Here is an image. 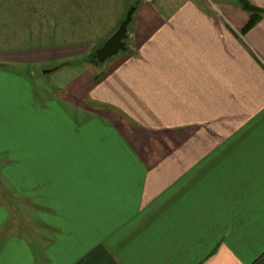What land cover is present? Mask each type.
Here are the masks:
<instances>
[{
  "label": "crops",
  "instance_id": "0c3cea01",
  "mask_svg": "<svg viewBox=\"0 0 264 264\" xmlns=\"http://www.w3.org/2000/svg\"><path fill=\"white\" fill-rule=\"evenodd\" d=\"M4 1L2 33L54 15ZM220 1L60 0L90 36L0 50V264H264V17Z\"/></svg>",
  "mask_w": 264,
  "mask_h": 264
},
{
  "label": "rangeland",
  "instance_id": "374dc122",
  "mask_svg": "<svg viewBox=\"0 0 264 264\" xmlns=\"http://www.w3.org/2000/svg\"><path fill=\"white\" fill-rule=\"evenodd\" d=\"M50 1H52V9L49 8L50 7V5H49ZM154 1L156 2L157 0H154ZM30 2H31V0H30ZM59 2H60V0H37V10L41 14L46 13L48 11V9L50 11H53V13H54V15H51L49 17V22L46 23V25H44L45 21H44L42 16L37 15L36 21H34L32 19V16L31 17L23 16L22 13H24L25 11L22 9H19L18 14H14L12 17V20H14L15 22H18L20 24V26H18L17 23H15L14 25H16V26H14L15 27L13 29L14 31L9 30V31H6L5 33L0 32V33L4 34L2 36L0 35V50L4 49L6 47H8V48H13V47L23 48V47H27V46H35L36 48H42V47H47V46L48 47L49 46H51V47L52 46L53 47L54 46H61V45L64 46L66 44L78 43V41H82L83 39H86L88 36H90L91 33H89V32L88 33H86V32H82V33L78 32L77 33V32H69L65 29L66 26L60 23V19H61V17L59 16L60 7L58 9ZM133 2H135V1H133ZM213 2L215 5H217V7H220V10L222 9V6L219 4V3H221L220 0H213ZM9 3L10 2L8 0H5L3 2V5L9 4ZM21 3H22V1H21ZM231 3H233V2H231ZM231 3H230V1H229V3L223 2V4H225V6H231L234 8H238V7L242 8V5H241V3H239V1H238V3H235V4L233 3V5ZM2 12L8 14L7 9H3ZM7 24H10L9 17L8 16L1 17L0 26L4 27ZM106 24L107 23H102L100 25V23H98L97 29L93 33V36L95 39L92 41L93 48H94V50L93 49L92 50L94 52L97 49L96 47L102 45V44H100V40H103V38L106 36V34H108L106 31V26H105ZM13 39L17 40L16 42H18V43H13L14 42ZM87 59L88 58L85 56L81 58V60H87ZM67 70H69V71L65 70L62 72V74H60L57 77V78L61 77L62 86H63V84H66V83H67L66 85L70 84L69 81L72 80V78H71L73 76L72 73L74 70H77V69L76 68H70ZM75 75H77V73ZM52 84H53V81H52ZM44 85H46L47 88L49 87L50 89L53 90V86L51 85V83H48L45 81ZM81 102H85V101H81ZM20 209H21V216L25 215L26 216L25 218L27 219V211L22 206Z\"/></svg>",
  "mask_w": 264,
  "mask_h": 264
},
{
  "label": "water",
  "instance_id": "95a60500",
  "mask_svg": "<svg viewBox=\"0 0 264 264\" xmlns=\"http://www.w3.org/2000/svg\"><path fill=\"white\" fill-rule=\"evenodd\" d=\"M134 12L135 7L129 10L119 29L112 37H110L101 48L95 51L97 60L100 64H104L108 59L127 50L126 40L128 38V26L132 22Z\"/></svg>",
  "mask_w": 264,
  "mask_h": 264
},
{
  "label": "trees",
  "instance_id": "16d2710c",
  "mask_svg": "<svg viewBox=\"0 0 264 264\" xmlns=\"http://www.w3.org/2000/svg\"><path fill=\"white\" fill-rule=\"evenodd\" d=\"M239 3H241L242 8L251 13V20L248 23V25L243 29L242 33H247L255 24H257L258 21H260L264 17V11L259 10L257 8H254L253 6L249 5L246 0H237ZM96 51V50H95ZM86 60V63L93 64V65H100V63L97 60L96 54L93 51Z\"/></svg>",
  "mask_w": 264,
  "mask_h": 264
}]
</instances>
